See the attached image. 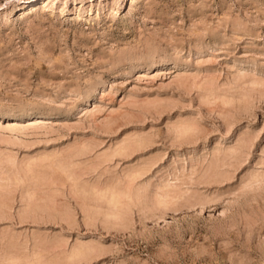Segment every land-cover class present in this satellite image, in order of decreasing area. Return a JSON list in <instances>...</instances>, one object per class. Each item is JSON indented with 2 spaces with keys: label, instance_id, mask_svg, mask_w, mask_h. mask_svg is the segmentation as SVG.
Here are the masks:
<instances>
[{
  "label": "rangeland",
  "instance_id": "obj_1",
  "mask_svg": "<svg viewBox=\"0 0 264 264\" xmlns=\"http://www.w3.org/2000/svg\"><path fill=\"white\" fill-rule=\"evenodd\" d=\"M29 1L0 0V264H264V0Z\"/></svg>",
  "mask_w": 264,
  "mask_h": 264
},
{
  "label": "bare ground",
  "instance_id": "obj_2",
  "mask_svg": "<svg viewBox=\"0 0 264 264\" xmlns=\"http://www.w3.org/2000/svg\"><path fill=\"white\" fill-rule=\"evenodd\" d=\"M40 2V0H30L25 6H24V8L22 9V15H26L27 13H29V12H31V11H33V10H35L36 8H37V5H38V3ZM184 126V125H183ZM186 126V125H185ZM184 126V127H185ZM191 127V126H190ZM189 126H188V128H189V130H192L193 128L191 127L190 128ZM11 129V130H15L16 128L15 127H8V129ZM180 132V131H179ZM184 132V131H183ZM185 132H186V130H185ZM184 132V133H185ZM187 133V132H186ZM3 188V187H2ZM108 190V189H107ZM113 192H114V190H112ZM112 191H111V193H112ZM108 192V191H107ZM115 193V192H114ZM118 193V192H117ZM110 195V194H109ZM108 195V196H109ZM112 196V198L110 199L114 204H118V203H116V202H119V198H120V196L118 197V195H111ZM110 197V196H109ZM118 197V198H117ZM1 198V197H0ZM117 199H118V201H117ZM121 199V198H120ZM111 203V202H110ZM118 207V206H117ZM116 215V214H115ZM120 218H121V216H119ZM116 219H118V216H117V218ZM84 247V246H83ZM87 248V247H86ZM79 251V253H81V251H82V249H79L78 250ZM78 255V254H77Z\"/></svg>",
  "mask_w": 264,
  "mask_h": 264
}]
</instances>
